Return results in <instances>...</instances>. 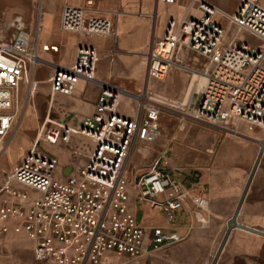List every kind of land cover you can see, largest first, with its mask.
Masks as SVG:
<instances>
[{"label": "crops", "instance_id": "obj_1", "mask_svg": "<svg viewBox=\"0 0 264 264\" xmlns=\"http://www.w3.org/2000/svg\"><path fill=\"white\" fill-rule=\"evenodd\" d=\"M220 8L233 11L239 0H211ZM264 4V0H261ZM65 4L84 6L90 13L109 19L114 28L111 35H85L60 28L61 9ZM199 14L193 0H0V38L9 35L20 22L30 33L31 46L54 64L70 66L80 45L97 51L95 76L129 91H137L145 81L144 53L154 39L163 36L170 20ZM223 25L227 22L220 18ZM228 32L231 29L228 26ZM241 38L254 43L259 39L248 33ZM52 44L57 50L46 51L42 45ZM175 65L165 77L149 81L158 94L155 98L171 103L196 94L205 82L206 59L198 51L178 45ZM49 65L31 68L29 78L20 82L14 107L16 118L0 146V184L4 173L11 170L35 146L54 164L51 175L64 179L76 175L88 161L93 140L84 134H62L52 141L39 139L42 125L57 128L58 124L78 127L87 116L103 117L100 109V87L78 80L67 92L52 91ZM169 97L165 98L163 96ZM195 96V97H196ZM182 101V100H181ZM118 114L134 118L137 100L130 95L120 98ZM160 117V115H159ZM159 134L153 141L136 140L126 165L128 207L147 230L144 249L130 256L107 251L98 264H264V157L253 169L264 129L234 117L226 127L199 121H177L161 116ZM160 158L159 168L175 178L186 192L175 218L168 221L159 207L139 201L134 182L142 172ZM21 190L36 196L29 188ZM161 198L163 196H160ZM204 199L198 207L194 198ZM7 198L0 192V202ZM238 211L242 227L229 231L230 217ZM197 213V215H196ZM0 235V264H55L41 258L35 242L23 232ZM161 226L176 232L178 242L163 245L149 243L151 229Z\"/></svg>", "mask_w": 264, "mask_h": 264}, {"label": "built area", "instance_id": "obj_2", "mask_svg": "<svg viewBox=\"0 0 264 264\" xmlns=\"http://www.w3.org/2000/svg\"><path fill=\"white\" fill-rule=\"evenodd\" d=\"M165 0H155L158 4ZM199 14L170 20L163 36L154 39L144 53L145 81L137 91H129L95 76L98 58L94 47L80 45L70 66L54 64L41 57L31 46L28 30L16 22L9 35L0 38V146L16 118L14 107L19 84L30 81L29 71L39 64L51 67L52 91L67 92L78 80L100 87L99 105L103 117L87 116L78 127L58 124L44 127L39 139L52 141L63 132L89 136L94 143L88 161L76 175L58 179L51 175L52 161L33 146L11 170L4 173L0 192L7 198L0 202V235L23 232L34 240L37 254L55 264H98L107 251L130 256L144 249L147 230L128 207L126 165L136 140L153 141L159 134L158 120L164 107H173L155 98L149 86L160 80L175 65L178 45L198 51L206 59L205 82L197 91L189 116L196 121L228 129L229 118L245 120L264 129V4L261 0H239L235 10L227 11L211 0H193ZM220 16L228 26L223 25ZM60 28L85 35H111L109 19L93 14L84 6L65 4L61 9ZM256 37L261 43L241 38V33ZM46 51L56 45L44 44ZM137 100V115L124 117L117 112L121 96ZM264 157L259 144L256 159ZM160 158L137 176V199L159 207L168 221L175 218L186 192L169 173L159 168ZM36 193L33 199L26 190ZM160 196H163L162 198ZM198 207L204 199L194 198ZM197 215V213H196ZM236 211L229 231L242 227ZM176 232L161 226L151 229L149 243L163 245L178 242Z\"/></svg>", "mask_w": 264, "mask_h": 264}, {"label": "rangeland", "instance_id": "obj_3", "mask_svg": "<svg viewBox=\"0 0 264 264\" xmlns=\"http://www.w3.org/2000/svg\"><path fill=\"white\" fill-rule=\"evenodd\" d=\"M236 1V0H234ZM155 92V91H154ZM156 93V92H155ZM158 94V93H157ZM159 95V94H158ZM160 96H163V95H160ZM195 96L196 94H194L193 96H191V94L189 95V98L186 100V102L182 105H180L179 103L183 102L184 98L183 99H170L169 97H166V96H163L165 98H168L170 100H173L175 101V105L178 106V108H175V107H164L162 110H161V113H160V117L161 116H164L166 119H172V120H175L177 121V123L179 125H183L185 122L187 121H194L190 116H189V113L192 109V107L194 106V101H195ZM182 100V101H181ZM168 103V102H167ZM168 104H171V103H168ZM159 117V118H160ZM50 142V141H49ZM257 142L259 144H262L264 145V137L262 139H259L257 140ZM263 159H261L259 161V159H255L254 161V164H253V169H255V167H257L260 162L262 161Z\"/></svg>", "mask_w": 264, "mask_h": 264}]
</instances>
